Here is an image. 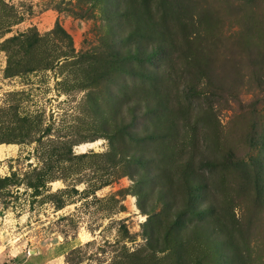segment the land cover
I'll list each match as a JSON object with an SVG mask.
<instances>
[{
	"label": "rangeland",
	"instance_id": "obj_1",
	"mask_svg": "<svg viewBox=\"0 0 264 264\" xmlns=\"http://www.w3.org/2000/svg\"><path fill=\"white\" fill-rule=\"evenodd\" d=\"M0 264H264V0H0Z\"/></svg>",
	"mask_w": 264,
	"mask_h": 264
},
{
	"label": "trees",
	"instance_id": "obj_2",
	"mask_svg": "<svg viewBox=\"0 0 264 264\" xmlns=\"http://www.w3.org/2000/svg\"><path fill=\"white\" fill-rule=\"evenodd\" d=\"M140 49H142V47H139ZM140 49H137L138 51H141ZM162 51H161V49H159V48H156V47H153L148 53H147V55H146V58H145V60L147 59V60H152V59H154V58H156L159 54H162L161 53ZM137 59H139V58H137ZM140 60H142V59H140ZM149 60V61H150ZM86 154H82V156H85Z\"/></svg>",
	"mask_w": 264,
	"mask_h": 264
},
{
	"label": "bare ground",
	"instance_id": "obj_3",
	"mask_svg": "<svg viewBox=\"0 0 264 264\" xmlns=\"http://www.w3.org/2000/svg\"><path fill=\"white\" fill-rule=\"evenodd\" d=\"M99 144H100V141L85 143V144L80 145L78 147V150H80V151H86L87 149L95 148Z\"/></svg>",
	"mask_w": 264,
	"mask_h": 264
},
{
	"label": "water",
	"instance_id": "obj_4",
	"mask_svg": "<svg viewBox=\"0 0 264 264\" xmlns=\"http://www.w3.org/2000/svg\"><path fill=\"white\" fill-rule=\"evenodd\" d=\"M83 153H85V152H83Z\"/></svg>",
	"mask_w": 264,
	"mask_h": 264
}]
</instances>
